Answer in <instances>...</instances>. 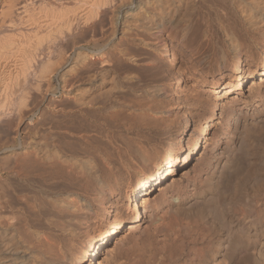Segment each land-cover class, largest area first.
Here are the masks:
<instances>
[{
	"label": "bare ground",
	"instance_id": "1",
	"mask_svg": "<svg viewBox=\"0 0 264 264\" xmlns=\"http://www.w3.org/2000/svg\"><path fill=\"white\" fill-rule=\"evenodd\" d=\"M35 1L39 7L34 5L33 0H25L21 6L8 2L11 4L3 7L4 18L0 24V145L12 141L11 145L3 148L16 151L24 148V124L30 123L27 120L36 114L39 98L42 100L44 95L68 90L69 86L71 90L89 92L97 84L104 83L105 78L88 82L90 76L85 74L97 67L95 60L88 63L82 61L86 58L85 51L91 47L82 41H87L84 39L85 32L88 28L94 29L106 7L115 9L125 0H70L73 6L66 8L70 5L65 1L60 9L59 6L55 8L53 1L48 2L51 5L46 2L44 6L38 3L41 0ZM226 2L221 17L227 22L225 33L229 40L228 44L225 41L222 56L230 57L238 69L246 53L255 65L246 76L249 77L258 68L264 67V39L257 41L254 34L257 30H264V6H259L254 0ZM197 6L195 11L188 7V11H192L188 12L192 19L200 15ZM239 11L246 13L248 21L239 15ZM55 22L59 23L56 27L53 26ZM242 31L248 36L244 37ZM246 42L251 43V50H244ZM161 44L162 52L170 57L169 71L178 69L176 56L164 38ZM93 47L96 55L108 56L101 60V69L96 70L100 77H104L106 66L115 68L116 64H112L113 59L108 55V43H95ZM70 56L76 60L77 67L74 75H70L72 79L67 82L60 76V71L70 61ZM242 82L228 81L221 90H215L216 97L227 95L223 101L205 97L195 104L193 118L196 126L187 138L188 147L183 162L186 163L193 155L197 157L187 177L177 180L170 176L176 166L174 162L184 149L185 123L181 131L178 128L169 131L168 139L161 142L153 157L142 155L149 163L126 184L123 210L116 211L113 219L110 218L112 212L104 208L108 223L103 222L92 232L87 231L81 246L73 249L70 257L42 250L38 244L46 231L53 230V218L57 219L54 222V225L58 224L56 232L67 233L65 215L69 213L63 215L65 208H60L62 200L51 203L53 208L62 211L55 212L46 207L49 209L47 223L44 221L46 224L43 225L39 219L45 213L40 210L37 201L42 195L49 196L44 190L45 185L49 186L48 179H44L46 172L57 176V179L62 177V183L70 187L76 179L87 177L88 171L93 168V175L102 191L105 186L121 188L120 183L104 186V168L98 163L84 160L76 166L67 162L66 158L62 159L65 155L76 157L78 153L87 151L85 141L73 133L88 131V122L81 119L79 124H74L76 122L65 118L67 123L59 127L64 131H48L50 136L56 134L58 144L53 142V138L51 145H42V155L35 152V155L29 158L23 156L27 158L22 159L18 152H14V155L0 160V264H61L62 259L69 260L71 264H81L89 257L96 258L99 249L123 221L129 223V231L118 245L120 255L125 259L124 264H264V79L251 85L246 96L236 92L242 88ZM176 84L179 92L183 87L180 76ZM107 100H101L99 106L93 101L92 105L77 109L82 113L97 111L100 114L111 104ZM63 108L68 110L65 105ZM47 134L43 137L48 138ZM15 138H18L17 142ZM77 168L80 170L76 171ZM29 174H33L32 177ZM37 181L42 183L37 186L36 196H32L35 209L30 215L24 204L30 203L27 193ZM66 187L64 189L71 192L72 189ZM32 204H29L31 210ZM97 236L100 240L95 243Z\"/></svg>",
	"mask_w": 264,
	"mask_h": 264
},
{
	"label": "rangeland",
	"instance_id": "2",
	"mask_svg": "<svg viewBox=\"0 0 264 264\" xmlns=\"http://www.w3.org/2000/svg\"><path fill=\"white\" fill-rule=\"evenodd\" d=\"M52 1L55 2V8L59 6V9L66 2V4L70 5L69 7L66 6V8H70L74 4L72 3L73 0L72 2L70 0H64V3L62 0H58L59 2L57 0H41L38 3H42L44 6L46 2ZM159 1L158 5V0H125L119 6L117 4V8L115 9L112 6L106 7V11H103V14L101 13L103 16L100 15L98 19L101 22L97 20V25H95L94 29L88 28V31L85 32L87 34L84 35V39L89 42L82 41L91 46L89 50L85 51L87 52L84 53L86 58L82 61L85 60L84 62L88 63L89 61L95 60L96 70L101 69V60L108 56L107 54L103 56L96 55L93 52V46L95 43L100 45L108 43L107 52L113 59L112 64H116V67L106 66L107 69L104 77H100L94 69L85 74L90 76L88 82L91 79L95 80V78H105L104 83L101 85L97 84L89 92H85V90H71L69 86L68 90L62 89L58 90L54 95H44L42 100L39 98L40 105L38 103L36 104L38 107L36 114L34 113L32 119L29 118L27 120L30 123L24 124V148L20 151L11 150L12 148H3L11 145L13 143L12 141L4 144V146L2 144V146L0 145V149L2 150L3 148L5 150H2L3 152L0 151V160L14 155V152H18L17 154L20 158L23 156L29 158L35 155V152L37 155H42L43 152L41 149L46 143H50L49 145H51V141L55 140L53 142L58 144V137L56 134L55 136H50V131H64V129H59V127L65 125L67 120L71 119V122H76L74 124H79L78 120L83 119V122L86 121L89 124V127L87 126L89 128L88 131H76L77 133L74 132L73 134L77 135L76 137L78 139L85 141L87 151L84 152L85 154L83 152L81 154L78 153L76 157L65 155L62 159L66 158L67 162L75 163L76 166L80 165V162L84 160L92 164L98 163L100 167L104 168L103 174L107 181L103 183L104 186L106 184H121L120 189H110L105 186L102 191L100 184L95 180L92 168L88 171L87 177H80L81 179L78 178V180H75L76 183L73 186L66 187L62 183V177L60 178L58 176L57 179V176L49 175V172H46V177H43L46 180L48 179L49 186L45 185L44 190L47 191L49 196L42 195V198L39 197L40 199L37 201L40 210L45 213L39 219H41L43 225L46 224V213L49 209L57 212L65 208L63 211L61 210L63 215L66 214L65 212L69 214L65 215V220L68 222L65 225L67 229L66 234L56 232L58 224L55 223L54 225V222H57V219L53 218L52 221L54 222L51 228L55 231H46L42 235L43 237H40L38 244H40L42 250L70 257L72 250L81 246L87 231L92 232L103 222L108 223V220L105 218L106 212L104 208L112 212L110 218L113 217L114 219L115 215L113 214L118 210H123L124 202L126 201L125 186L129 179L149 163V160L143 159L142 155L146 154L153 157L161 142L168 139L169 131L177 128L181 131L186 123L187 125L183 134V140L185 139L184 149L179 159L174 162L176 166L170 175L172 176L171 178L184 180L187 174L192 171L191 166H193L196 156L193 155L186 163L183 162V158L187 153V138L196 126L193 114L197 101L205 97L218 101L225 100L227 95L216 97L214 91L221 90L228 81H243L242 88L236 92L240 93L241 96H246L251 85L264 79V67L258 68L255 71V65L250 61L246 53H244L242 65L238 69L235 68L236 65L230 57L226 58L222 56L225 41L228 44L229 40L225 33L227 22L221 17V12L226 7V0H200V2L199 0ZM254 1L259 6H264V0ZM8 2H15V5L18 3L21 6L25 0H0V14L3 12V7L11 4ZM36 2L33 0L34 5L37 4ZM44 2L45 4H43ZM48 4L51 5L52 3ZM195 4L199 5V7ZM36 6L39 7L40 5ZM196 6L198 11H200V15L192 19L188 14V12L192 11H188V7L190 9L192 7V10L195 11ZM5 8L4 11L6 10ZM257 11L259 12L261 9H257ZM67 13L69 15V12ZM2 14L0 15V24L4 18V14ZM245 14V12L239 11V15H242L243 19L248 21L249 17ZM240 22L238 24H241ZM58 24L55 22L53 26L56 27ZM242 34L244 37L247 35L243 31ZM254 34L257 41L264 39V30L261 32L257 30ZM163 38L172 53L176 56L178 69L169 71L171 68L170 57L162 52L161 40ZM246 43L247 45L244 50H251V43ZM253 47L255 48L256 46L253 45ZM71 56L68 58L70 61L63 65L60 71V76L66 79L67 82L72 79L71 77L74 75L73 73H75L77 67L76 60H73L75 55L73 57ZM253 65L255 73L246 77ZM178 76L181 77V83L183 85L179 92L176 90V79ZM52 82L55 83L54 80ZM88 86L91 87V85ZM101 100L110 101L111 104L103 112L101 111L100 114L97 111H94L95 114L93 111L88 112V114L82 113L77 109L78 107L84 108L90 106L93 101L97 102L95 104L99 106ZM64 105L68 110L63 108ZM40 108H42L41 111L39 110ZM75 118L78 119L76 120ZM42 119L46 120V122H42ZM45 133H48L49 140L47 137H43ZM25 139L27 143L24 141ZM177 140H180V136ZM15 141L17 142L18 138ZM204 141H202V146ZM38 142L39 144H37ZM0 162L2 163V161ZM79 170L77 168L76 171ZM32 175L29 174L31 177ZM58 175L60 174L58 173ZM50 179L51 181H49ZM37 182L30 186L32 189L29 188L28 190L27 195L29 197H27L28 200L30 199L29 204H32L34 201L32 196H36L37 186L42 183V181ZM58 182L59 184L57 185ZM65 187L68 189L71 188V192H67V189H64ZM20 199H22L21 196ZM55 200H62L60 201L62 204H60L62 206L60 207L61 209L53 208L51 203H54ZM29 204H24V207L30 215H33L32 213L35 209L33 206L35 205L32 204L31 210V205L29 206ZM4 218L2 217V219ZM128 224L127 221H123L120 228L99 249V254H97L96 258L92 259V257H89L83 260L81 264H124L125 259L121 257L122 255H120L118 245L120 243L119 241L129 231ZM99 240L100 237L97 236L95 243ZM61 264L71 263L69 260L62 259Z\"/></svg>",
	"mask_w": 264,
	"mask_h": 264
}]
</instances>
